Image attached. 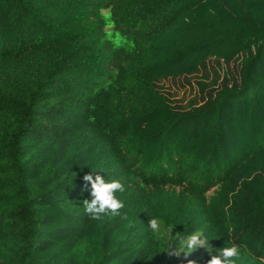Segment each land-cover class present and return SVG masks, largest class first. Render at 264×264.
<instances>
[{
    "label": "trees",
    "instance_id": "16d2710c",
    "mask_svg": "<svg viewBox=\"0 0 264 264\" xmlns=\"http://www.w3.org/2000/svg\"><path fill=\"white\" fill-rule=\"evenodd\" d=\"M120 11L146 12L165 43L138 48ZM92 14L105 46L139 62L124 96L144 170L167 155L226 166L206 212L120 178L102 106L123 88L117 73L90 69ZM89 173L124 185L128 219L87 215ZM154 216L173 236L200 230L214 251L234 242L239 264H264V0H0V264H179L149 231Z\"/></svg>",
    "mask_w": 264,
    "mask_h": 264
},
{
    "label": "rangeland",
    "instance_id": "374dc122",
    "mask_svg": "<svg viewBox=\"0 0 264 264\" xmlns=\"http://www.w3.org/2000/svg\"><path fill=\"white\" fill-rule=\"evenodd\" d=\"M115 9V8H114ZM105 12V10H104ZM146 12L130 16L123 11L114 12V19L120 29L137 45L138 48L147 50H157L159 45L165 43L164 39L157 37L154 28L147 22ZM91 32L88 44L93 46L90 55V69H100L102 71L111 70L117 73L121 81V95L108 96L103 103L104 121L111 124L113 135L116 137L118 147L115 149L119 159L120 178L125 181L126 186L140 191L145 188L153 196L167 195L177 197L181 202L188 203L193 208H200L206 212L210 201L216 196L226 179V166H205L197 164L188 158L176 157V160H168L165 167L144 170V164L139 155L136 154L134 146L128 145L127 118L135 111L126 100V91L130 85L139 79L138 60L135 57L125 54H116L109 46H105V26L94 20L97 18L89 16ZM187 30L191 37L203 36L204 34L195 25H187ZM176 36L170 39L169 46L181 40Z\"/></svg>",
    "mask_w": 264,
    "mask_h": 264
},
{
    "label": "clouds",
    "instance_id": "9594fccd",
    "mask_svg": "<svg viewBox=\"0 0 264 264\" xmlns=\"http://www.w3.org/2000/svg\"><path fill=\"white\" fill-rule=\"evenodd\" d=\"M83 180L91 187V199L83 200V207L92 220L101 221L109 216L128 219L126 213L121 215V209L125 205L117 193H123L125 187L119 180L109 181L101 175L93 176L90 173L85 174ZM147 224L151 234L161 243L163 252L175 258L179 264H196L189 257L201 248L210 256L206 264H239L245 255L241 246L234 242L214 251L209 239L200 230H194L186 236L182 234L173 236L164 221L156 216L149 218Z\"/></svg>",
    "mask_w": 264,
    "mask_h": 264
}]
</instances>
